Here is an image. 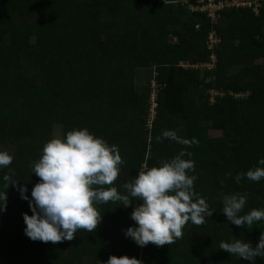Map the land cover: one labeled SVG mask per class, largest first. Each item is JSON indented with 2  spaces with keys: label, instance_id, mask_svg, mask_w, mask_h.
I'll return each instance as SVG.
<instances>
[{
  "label": "trees",
  "instance_id": "trees-1",
  "mask_svg": "<svg viewBox=\"0 0 264 264\" xmlns=\"http://www.w3.org/2000/svg\"><path fill=\"white\" fill-rule=\"evenodd\" d=\"M160 1L0 0V151L13 156L8 168H0V192L7 191L6 211L0 212V261L106 264L114 255L135 257L142 264H264V256L250 262L219 248L222 241L235 239L255 247L264 232V221L237 227L222 212V195L236 192L247 194L240 215L264 209V179L254 182L244 176L239 184L233 179L264 167L258 163L264 159V9L259 15L226 10L217 25L193 13L191 27L177 32L157 15ZM212 28L221 39L216 68L204 70L210 82L193 83L201 69H184L179 63L210 61L206 41ZM171 34L178 36L176 44L168 42ZM165 45L175 52L161 54ZM154 47L156 54L146 53ZM144 68L158 70L162 85L152 129L145 127L151 81L141 93L135 86L138 70ZM213 91L219 96L214 101ZM54 127L62 137L87 128L116 145L124 163L113 186L121 194H127L123 185L138 176L141 165L159 167V161L191 152L183 159L195 162L189 173L197 176L194 191L206 199L212 216L200 226L189 221L183 238L173 244L140 247L125 231L137 226L131 213L142 202L134 200L127 208L108 202L96 205L103 218L91 233L78 230L73 240L55 245L30 240L23 214L33 215L29 200L39 178L32 166ZM209 129L223 136L210 138ZM164 130L198 144L163 138ZM9 169L18 183L6 189L3 176ZM22 186L28 200L21 198ZM141 253L149 259H140Z\"/></svg>",
  "mask_w": 264,
  "mask_h": 264
},
{
  "label": "clouds",
  "instance_id": "clouds-1",
  "mask_svg": "<svg viewBox=\"0 0 264 264\" xmlns=\"http://www.w3.org/2000/svg\"><path fill=\"white\" fill-rule=\"evenodd\" d=\"M163 138L182 145L198 144L179 137L176 131L164 130ZM157 136V142L162 141ZM191 152L181 151L170 160L159 161V167L141 165L138 176L124 183L127 194H121L113 186L119 177L120 165L124 163L116 145H109L103 138L91 134L87 128L68 131L66 137L54 136L43 146L42 154L32 166L33 173L39 178L32 189L29 207L33 215L23 214L25 235L32 241L57 244L71 241L78 230L95 231L103 216L96 205L108 202H120L124 208L136 204L131 219L137 225L125 231V237L131 238L138 246L149 244L157 247L170 245L183 238V228L190 221L200 226L213 212L205 198L194 191L197 176L189 175L195 171V162L183 157ZM13 156L7 150L0 151V168H8ZM264 166V159L259 160ZM14 171L3 176L4 187L17 185L13 181ZM231 174H227L228 178ZM246 176L259 182L264 179V167L250 168L239 173L233 179L239 184ZM224 184V180L220 181ZM21 198L26 187H19ZM7 191L0 192V212L6 211ZM247 202V194L236 192L222 195V212L230 224L237 227H251L264 221V209H252L240 215ZM220 250L236 255L246 261H254L264 256V232H261L258 244L235 239L233 242H221ZM101 264V262H100ZM106 264H142L141 260L128 256H109Z\"/></svg>",
  "mask_w": 264,
  "mask_h": 264
},
{
  "label": "built area",
  "instance_id": "built-area-1",
  "mask_svg": "<svg viewBox=\"0 0 264 264\" xmlns=\"http://www.w3.org/2000/svg\"><path fill=\"white\" fill-rule=\"evenodd\" d=\"M189 9L192 13L205 15L213 24L217 25L222 13L229 9H243L254 15H259L264 9V0H192L188 2ZM201 25H196L200 29ZM221 43L220 36L215 28H212L207 34L206 47L210 52V61L207 63H199L194 66L186 65V67L200 68L206 71H213L216 68L217 55L216 51ZM158 73L155 72L151 80V95L149 99L150 109L148 114V127H152L157 119L158 95L162 85L158 83ZM218 96V93L211 92L210 100ZM152 129V128H151Z\"/></svg>",
  "mask_w": 264,
  "mask_h": 264
},
{
  "label": "crops",
  "instance_id": "crops-1",
  "mask_svg": "<svg viewBox=\"0 0 264 264\" xmlns=\"http://www.w3.org/2000/svg\"><path fill=\"white\" fill-rule=\"evenodd\" d=\"M192 0H161L159 3V9L160 12L157 15H160L164 20H169L170 26L169 30L171 31H182L187 30L188 27H191L194 16L193 13L190 11L188 2H191ZM156 15V16H157ZM170 33V31H168ZM170 44H176L178 42V36H175L171 34L170 40L168 41ZM157 47H154L152 49H147L146 53L152 52V54L157 53ZM172 49H169V46L165 45L160 50L161 54H166L169 52H172ZM181 63H187L184 61H180ZM156 71L154 68H144L141 70H138V78L136 80V89L139 93L143 92V89L146 88L147 82L150 83V81L153 78V74ZM159 73V72H158ZM210 74L205 72L203 69L200 71V78L198 80H193V83H199L203 82L204 80H208L210 82L211 78Z\"/></svg>",
  "mask_w": 264,
  "mask_h": 264
},
{
  "label": "rangeland",
  "instance_id": "rangeland-1",
  "mask_svg": "<svg viewBox=\"0 0 264 264\" xmlns=\"http://www.w3.org/2000/svg\"><path fill=\"white\" fill-rule=\"evenodd\" d=\"M173 52H175V50L173 51ZM186 65H188V64H186V63H179V66L180 67H183L184 69H190L189 67H186ZM153 79V78H152ZM146 87H150V84H149V82H147V86ZM221 96V95H220ZM219 97V96H218ZM217 98H214L213 100H216ZM147 124H148V119H146V122H145V127H146V129H151V128H153L154 127V123H153V125H152V127L150 128V127H148L147 126ZM208 134H209V137L210 138H221L222 136H223V132L222 131H219V130H214V129H209V131H208ZM54 136H60V137H62V130H60L59 128H53V132H52V138L54 137ZM147 145H148V143L150 144L151 143V137L150 136H148L147 137ZM150 147V146H149ZM251 149V148H250ZM250 149L249 150H247V151H245V152H249L250 151ZM261 154H262V156L264 157V152H263V150H262V152H261ZM140 259H142L143 261H146V260H148L149 258H148V253H141L140 254ZM0 264H8L6 261H0Z\"/></svg>",
  "mask_w": 264,
  "mask_h": 264
}]
</instances>
